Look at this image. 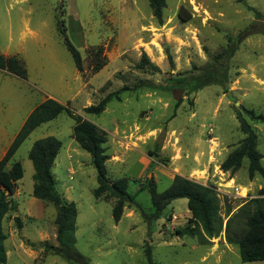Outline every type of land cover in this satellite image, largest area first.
I'll list each match as a JSON object with an SVG mask.
<instances>
[{
	"label": "rangeland",
	"instance_id": "rangeland-1",
	"mask_svg": "<svg viewBox=\"0 0 264 264\" xmlns=\"http://www.w3.org/2000/svg\"><path fill=\"white\" fill-rule=\"evenodd\" d=\"M60 28L80 51L83 71ZM0 53L16 55L27 68L26 78L0 69V158L30 112L50 96L107 132V174L128 177L135 198L116 222L114 198L94 196L92 156L72 136L75 120L61 112L36 127L12 157L24 175L3 221L4 264H71L50 248L58 245L55 206L32 194L35 170L28 154L47 136L62 142L52 173L57 190L76 204L74 249L89 264H264L243 261L225 231L230 216L262 196L264 178L249 177L246 158L233 174L220 167L245 136L237 111L256 130L264 155V123L243 110L264 113V0H166L162 23L148 0H0ZM209 71L216 83L194 92L182 85ZM125 85L128 90L103 113L84 112ZM176 174L215 187L224 227L218 236L203 241L177 235V228L194 225L186 198L152 217L149 177L162 192ZM238 228L235 222L231 231Z\"/></svg>",
	"mask_w": 264,
	"mask_h": 264
},
{
	"label": "trees",
	"instance_id": "trees-1",
	"mask_svg": "<svg viewBox=\"0 0 264 264\" xmlns=\"http://www.w3.org/2000/svg\"><path fill=\"white\" fill-rule=\"evenodd\" d=\"M148 1L153 15L162 23L166 0ZM182 13L183 9L180 8L179 15L181 17ZM59 30L76 68L83 71V58L80 51L70 41L66 31L61 28ZM142 60L149 61L146 53H143ZM96 68L99 70L100 64ZM0 69L22 78L27 77V68L21 58L16 55L8 56L0 53ZM215 74L214 71L200 73L192 77L188 83L183 82L182 85L188 86L189 90L194 92L204 86L216 83ZM125 90H128L126 85L117 91L106 94L98 103L84 107V112L92 115L103 113L108 103L113 99L120 100V94ZM179 102L176 103V107L179 106ZM243 110L252 121L264 123V113L256 112L254 109L243 108ZM63 111H66L75 120L73 138L92 156V164L97 171L98 186L93 190L96 199L107 201V199L114 198L112 212L116 222L123 216L125 206L135 202L134 196L128 191L129 178L120 177L113 180L107 174L106 161L110 158L106 146L107 132L84 115L75 113L68 105L52 97L46 98L30 112L6 153L0 159V264L7 261L5 247L7 233L4 230L3 221L14 206L11 196L15 193L17 181L24 175L21 162L12 161V157L36 127L56 118ZM236 115L240 122V130L245 136L227 155L220 167L223 171L233 174L242 167L246 158L248 159L249 177L252 179L258 174L264 178V165L261 162L264 155L258 149L257 132L243 112L237 111ZM61 147L62 142L55 136L43 137L34 142L28 154L35 170L32 194L44 202L53 204L56 208L55 222L58 245L50 246V248L55 254L61 255L71 264H89L88 259L74 249L76 204L68 200L55 186L52 167ZM146 186L151 195L154 207L152 217L155 219L161 217L164 209L174 199L186 198L188 200V208L194 225L177 228L178 236H199L203 241H208L218 236L224 229L220 214V198L214 186H206L180 174H176L171 186L162 192L157 190V181L153 175L149 177ZM261 194L262 196L254 197L242 205L228 218L225 226L227 241L239 246L243 261L264 260V190L261 191ZM231 212L232 209L229 208L227 215L229 216ZM16 220L18 226L22 227L19 217ZM235 222L239 225V233L231 231Z\"/></svg>",
	"mask_w": 264,
	"mask_h": 264
},
{
	"label": "crops",
	"instance_id": "crops-1",
	"mask_svg": "<svg viewBox=\"0 0 264 264\" xmlns=\"http://www.w3.org/2000/svg\"><path fill=\"white\" fill-rule=\"evenodd\" d=\"M4 55H5V54H4ZM49 97H50V96L45 97L44 100H45L46 98H49ZM52 98H53V97H52ZM5 153H6V151H4V152L2 153V155L4 156ZM3 156H2V157H3ZM197 156H198V159L201 160L200 155H197ZM2 157H1V158H2ZM1 158H0V159H1ZM200 162H201V161H200ZM144 168H146V166H144ZM181 175H182V174H181ZM183 176H184V175H183ZM173 178H174V177H173ZM173 178H172V180H173ZM16 190H18V189H16Z\"/></svg>",
	"mask_w": 264,
	"mask_h": 264
}]
</instances>
